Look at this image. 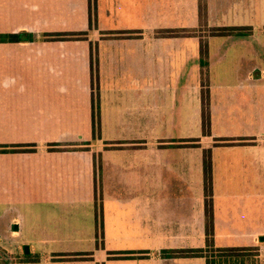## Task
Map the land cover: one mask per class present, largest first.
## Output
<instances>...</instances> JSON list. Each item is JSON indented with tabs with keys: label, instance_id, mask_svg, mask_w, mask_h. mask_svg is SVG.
<instances>
[{
	"label": "crops",
	"instance_id": "obj_1",
	"mask_svg": "<svg viewBox=\"0 0 264 264\" xmlns=\"http://www.w3.org/2000/svg\"><path fill=\"white\" fill-rule=\"evenodd\" d=\"M206 9V28L247 30L203 32V135L202 36L155 35L198 29V0H0V35L18 38L0 41V146L33 149L0 152V246L14 264H206L161 252L204 244L207 148L214 245L256 246L264 264V0H206ZM129 251L138 256H111Z\"/></svg>",
	"mask_w": 264,
	"mask_h": 264
},
{
	"label": "trees",
	"instance_id": "obj_2",
	"mask_svg": "<svg viewBox=\"0 0 264 264\" xmlns=\"http://www.w3.org/2000/svg\"><path fill=\"white\" fill-rule=\"evenodd\" d=\"M206 0H198V19L199 27L198 29H160L155 31L156 36H193L199 33L202 36L200 40V67H201V84H202V93H201V119H202V128L203 135L209 134V107H208V94H207V66H208V54H207V41L203 38L206 35H203V32H208L210 35H228L237 33L239 34L241 30H247L242 27H224V28H206ZM91 12V9H90ZM92 26L90 18V28ZM114 34L123 33V32H111ZM85 33H71L69 34L72 38L83 37ZM54 38H59V34H53ZM17 35H0V41H15L17 40ZM91 89H92V100H91V122H92V131L93 137L99 133V94H98V79L96 71V60L95 57L91 60ZM94 71V72H93ZM31 145H10V146H0V152H24L32 151V148H28ZM55 146V144H51ZM54 149V147H50ZM202 172H203V190H204V221H205V246L197 249H171L163 250L161 254L163 256L170 257H202L206 260V264H216V260H225V259H242L240 257H245L250 255L252 248L249 247H214L213 242V232H212V212L210 209V195H211V175H210V158H209V149L203 150L202 156ZM97 217V212H96ZM100 219V230L97 235L102 237V219L99 214ZM97 220V218H96ZM0 264H14L15 261L4 251L0 249ZM114 258H135V254L138 252L129 251V252H114L111 253ZM258 253H255L257 255ZM88 253H60L54 254L57 256L58 260H78L85 258ZM25 256V255H24ZM110 256V257H111ZM25 256L24 258H26Z\"/></svg>",
	"mask_w": 264,
	"mask_h": 264
},
{
	"label": "rangeland",
	"instance_id": "obj_3",
	"mask_svg": "<svg viewBox=\"0 0 264 264\" xmlns=\"http://www.w3.org/2000/svg\"><path fill=\"white\" fill-rule=\"evenodd\" d=\"M92 5H93V3H92ZM227 63V62H226ZM225 64V63H224ZM92 79V78H91ZM188 122H186V126L188 125L187 124ZM112 123H110V125H111ZM110 125L108 124V125H106L105 126V130L107 131V130H109L110 131ZM202 125V124H201ZM202 130H203V128H202ZM122 132V135L121 136H126V133H125V131H121ZM113 133V134H112ZM115 133H117V129H116V126H115V123L113 124V127H112V129H111V131H110V135H118V134H115ZM202 133H203V131H202ZM120 134V133H119ZM98 135H96L95 137H97ZM95 137H93L94 138V140H96V138ZM122 140V139H121ZM205 142H204V144L203 145H205V144H207V139H205L204 140ZM192 144V143H191ZM194 145H196V144H194ZM93 162H94V169H95V166H96V157H95V154L93 155ZM203 237V236H202ZM202 240H203V238H202ZM204 242H205V240H204ZM202 247H204L205 246V243L203 244L202 243ZM214 247H216L215 245H214ZM218 248V247H217ZM249 248H252V250H251V253H250V255H247V256H245V257H240V258H242V259H245V264H256V262H255V260H256V255H255V253H258L257 252V248H256V246H249ZM0 249L1 250H3L2 249V247L0 246ZM1 254V253H0ZM1 256V255H0ZM2 257V256H1ZM25 256H23V253H22V251H21V253H20V258L21 259H23ZM12 260L13 261H16V260H18V256H16V257H14V258H12Z\"/></svg>",
	"mask_w": 264,
	"mask_h": 264
},
{
	"label": "water",
	"instance_id": "obj_4",
	"mask_svg": "<svg viewBox=\"0 0 264 264\" xmlns=\"http://www.w3.org/2000/svg\"><path fill=\"white\" fill-rule=\"evenodd\" d=\"M24 253L28 254V248L26 246L24 247Z\"/></svg>",
	"mask_w": 264,
	"mask_h": 264
}]
</instances>
